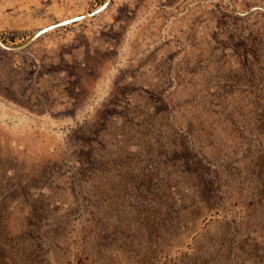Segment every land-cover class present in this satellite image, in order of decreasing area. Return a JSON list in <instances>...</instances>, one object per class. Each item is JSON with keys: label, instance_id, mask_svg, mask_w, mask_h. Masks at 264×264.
<instances>
[{"label": "rangeland", "instance_id": "obj_1", "mask_svg": "<svg viewBox=\"0 0 264 264\" xmlns=\"http://www.w3.org/2000/svg\"><path fill=\"white\" fill-rule=\"evenodd\" d=\"M104 1L0 0V40ZM0 264H264V0H110L0 48Z\"/></svg>", "mask_w": 264, "mask_h": 264}, {"label": "water", "instance_id": "obj_2", "mask_svg": "<svg viewBox=\"0 0 264 264\" xmlns=\"http://www.w3.org/2000/svg\"><path fill=\"white\" fill-rule=\"evenodd\" d=\"M110 0H105L99 7L95 8L94 10L87 12V13H81L79 15H75L73 17H69V18H65L63 20L45 25L42 28H39L38 30H36L24 43H22L19 46H7L5 45L1 40H0V48L7 50V51H13V50H19L22 49L24 47H26L27 45H29V43H31L35 38H37L38 36H40L41 34L45 33L46 31H49L53 28L62 26V25H66L67 23H71L74 22L76 20H80L89 16H92L93 14L101 11L103 8L106 7V5L109 3Z\"/></svg>", "mask_w": 264, "mask_h": 264}, {"label": "trees", "instance_id": "obj_3", "mask_svg": "<svg viewBox=\"0 0 264 264\" xmlns=\"http://www.w3.org/2000/svg\"><path fill=\"white\" fill-rule=\"evenodd\" d=\"M162 195V194H161Z\"/></svg>", "mask_w": 264, "mask_h": 264}]
</instances>
